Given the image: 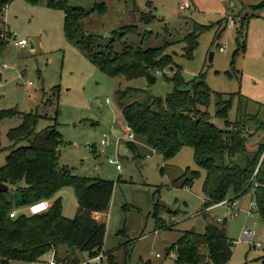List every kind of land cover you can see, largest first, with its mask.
Masks as SVG:
<instances>
[{"label": "rangeland", "instance_id": "374dc122", "mask_svg": "<svg viewBox=\"0 0 264 264\" xmlns=\"http://www.w3.org/2000/svg\"><path fill=\"white\" fill-rule=\"evenodd\" d=\"M190 1L191 8L182 10V0H69L71 5L87 10L96 3H104L103 14L94 12L81 21L86 32L102 37V45L116 39L123 27L135 25L138 33L117 38L116 51L125 44L164 47L174 63L153 73V82L147 76L127 79L100 70L66 36L65 13L51 8L49 0H12L1 10L0 30H7L16 40L26 39L28 44L21 47L8 40L0 53V109L46 114L39 121L38 130L55 124V119L64 142L59 165L80 176L115 182L108 209L97 217L106 223L101 251L105 257L101 264H183L175 260L176 254L169 251L170 247L183 231L203 232L207 222L222 224L234 241L232 257L225 264H264V218L252 206V190L236 199L239 212L231 217L230 207L217 205L205 209L202 184L206 172L196 164L192 147L184 146L172 159L165 160L139 140L135 142L134 157L122 155V147H129V141L119 91L140 90L130 92L124 102H146L150 96L165 98L175 87L171 78L177 69L186 82L201 72L205 74L212 90L208 106L211 121L223 130L230 127L217 115V94L240 92L244 97L234 96L229 121H236L241 108L248 133V156L252 157L264 143V8L257 9L264 0ZM231 20L236 23L233 27L229 26ZM244 21L246 47L236 52L238 28ZM199 25L210 28L202 32L199 45L189 58L184 39ZM3 64L8 67L1 69ZM20 122L19 116L0 122L1 148L10 144L8 130ZM7 154V149H0V167ZM235 161L241 166L246 164L242 154ZM194 170L201 171V176L191 187L182 186L184 177ZM16 194L13 187L7 197L16 201ZM58 194L64 215L74 218L79 208L75 189L66 186ZM232 197L230 193L226 200ZM14 208L26 214L29 205ZM156 217L169 229L156 230ZM246 229L255 230L253 239H243ZM65 252L62 247L60 256ZM109 252L113 255L107 257ZM76 253L80 262L90 260L87 252ZM52 257L53 253H48L39 262L12 264H46Z\"/></svg>", "mask_w": 264, "mask_h": 264}, {"label": "trees", "instance_id": "16d2710c", "mask_svg": "<svg viewBox=\"0 0 264 264\" xmlns=\"http://www.w3.org/2000/svg\"><path fill=\"white\" fill-rule=\"evenodd\" d=\"M11 1L0 0V13ZM48 5L64 11L66 36L110 76L122 75L127 79H135L146 76L148 72L164 71L173 62L164 47L142 48L125 44L120 51H116V40L138 33L135 25L123 27L118 39L104 45L101 44V36L86 32L82 27V19L94 12L103 14L104 3H96L91 10L71 5L69 0H49ZM263 8L264 1L257 6V9ZM208 28V25L196 26L185 37L186 56L193 57L202 32ZM7 43L5 31L0 30V53ZM238 46L236 52L245 50L246 21L241 22L238 28ZM171 81L175 87L165 98L150 96L146 102L123 101L130 92L139 89L119 91L125 123L135 133L136 140L144 141L165 160L172 159L184 146L192 147L196 164L206 172L202 184L206 197L205 209L226 200L230 193L233 194L230 199L236 200L255 189L252 194L256 210L264 218V158H261L264 143L258 146L252 157L248 156V133L243 124V115L240 114L241 108L235 122L231 123L228 118L234 96L239 95L240 99L244 96L240 92L217 94V115L224 118L230 127L223 130L211 121L208 106L212 90L203 72L186 82L177 69ZM15 116H19L21 122L8 130L10 144L6 148L0 147L8 150L6 162L0 167V183L10 186L9 190L14 187L17 192L16 201H12L7 197L9 190H0V264H12L13 261L39 262L48 253H53L61 264L79 263L78 251L87 252L90 258L96 257L103 250L106 223L93 214L108 209L115 182L80 176L69 167L59 165L60 148L64 142L55 119V124L38 130L39 121L47 117L46 114L0 109V122ZM129 148L135 153L136 143L129 142ZM241 154L245 156L244 166L235 161V157ZM200 176L201 171H190L181 184L191 187ZM66 186H72L78 198V213L72 219L64 215L58 194ZM44 198L52 201L47 211L10 216L14 205H29ZM156 225V230L169 229L158 217ZM233 245L234 241L229 238L222 224L207 222L203 232L194 229L183 231L169 251H174L178 263L225 264L232 257ZM62 247H65L66 252L60 256ZM106 255L109 257L113 253Z\"/></svg>", "mask_w": 264, "mask_h": 264}, {"label": "built area", "instance_id": "2783aa9c", "mask_svg": "<svg viewBox=\"0 0 264 264\" xmlns=\"http://www.w3.org/2000/svg\"><path fill=\"white\" fill-rule=\"evenodd\" d=\"M192 4H191V1L190 0H182V3H181V9L182 10H186V9H189L191 8ZM235 22L234 20H231L229 22V26L230 27H233L235 26ZM5 35H6V38L8 40H13L15 42L16 45L18 46H21V47H25L27 44H28V41L26 39H19V40H16L15 38V35L11 34L10 32H8L7 30H5ZM7 64H3L1 66V69H5L7 68ZM126 134H127V138H126V141H129V142H136V135L135 133L133 132V130L128 126V125H125V128H124ZM102 144L105 145L106 144V140L105 138H103V141H102ZM264 155V153H263ZM263 158V156H262ZM255 189H253L252 192H254ZM51 204H52V201L49 200V199H40L38 201H35L31 204H29V209H28V213L30 214H40L42 212H45L47 211L50 207H51ZM217 205H222V206H226V207H230L232 209V211L230 210L229 211V215L232 217V216H235V215H238V212H239V208L237 206V202L236 200H224L216 205H213L211 206L210 208L214 207V206H217ZM252 206H254V208H256V202L252 200ZM253 208V207H252ZM18 211L16 209H13L11 212H10V216L11 217H15L16 215H18ZM218 221H223L221 218H216ZM255 236V230L254 229H246L243 231V234H242V237L243 239L245 240H251L253 239ZM104 254L101 253L99 255H97L96 257H93V258H90V260L88 262H93V263H101L103 258H104ZM88 262H80V264H87ZM46 264H61L59 263L56 258L53 257L50 258L49 260L46 261Z\"/></svg>", "mask_w": 264, "mask_h": 264}, {"label": "water", "instance_id": "95a60500", "mask_svg": "<svg viewBox=\"0 0 264 264\" xmlns=\"http://www.w3.org/2000/svg\"><path fill=\"white\" fill-rule=\"evenodd\" d=\"M32 46H33V44H32ZM212 58H213V53L210 54V60H212ZM146 76L149 78V80L151 82L156 80V76H154V74H152L150 72H148ZM122 148H123L122 149V155L128 156V157H134V153L130 150V148L127 145H123ZM10 188L11 187L8 186L7 184L0 183V190L1 191H8Z\"/></svg>", "mask_w": 264, "mask_h": 264}, {"label": "crops", "instance_id": "0c3cea01", "mask_svg": "<svg viewBox=\"0 0 264 264\" xmlns=\"http://www.w3.org/2000/svg\"><path fill=\"white\" fill-rule=\"evenodd\" d=\"M100 213H104V212H95L93 215H94V217L97 218ZM97 219L99 220V218H97ZM46 255L43 257V259L46 257Z\"/></svg>", "mask_w": 264, "mask_h": 264}]
</instances>
